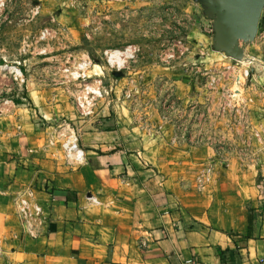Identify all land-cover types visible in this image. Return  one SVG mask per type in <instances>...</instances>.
<instances>
[{"label":"rangeland","instance_id":"obj_1","mask_svg":"<svg viewBox=\"0 0 264 264\" xmlns=\"http://www.w3.org/2000/svg\"><path fill=\"white\" fill-rule=\"evenodd\" d=\"M46 2L0 0V107L13 106V101L36 110L35 133L44 134L42 148L67 126L80 139V122L89 119L79 117L74 95L80 83L69 73L91 60L88 76L103 72L106 81L96 111L102 105L113 116L127 110L131 124L161 142L162 150L173 154L169 148L175 147V157H187L175 167L180 175L190 172L195 193H205L215 175L231 165L264 182V30L245 47L244 58L235 60L216 51L213 20L195 0ZM130 46L137 49L135 59L112 68L104 53ZM27 84L31 91L42 87L47 95H60L57 104L66 106L65 115L44 120L23 100ZM191 147L218 153L191 165Z\"/></svg>","mask_w":264,"mask_h":264},{"label":"crops","instance_id":"obj_2","mask_svg":"<svg viewBox=\"0 0 264 264\" xmlns=\"http://www.w3.org/2000/svg\"><path fill=\"white\" fill-rule=\"evenodd\" d=\"M26 88L23 100L44 120L65 115L60 95ZM11 102L0 107V264H264V182L256 173L231 165L197 194L190 172L185 177L175 167L187 157H175L172 146L166 153L131 124V113L113 116L102 103L80 122L84 161L71 165L42 148L36 110ZM190 150L191 165L218 153ZM28 192L43 209L35 239L17 214L16 202Z\"/></svg>","mask_w":264,"mask_h":264},{"label":"built area","instance_id":"obj_3","mask_svg":"<svg viewBox=\"0 0 264 264\" xmlns=\"http://www.w3.org/2000/svg\"><path fill=\"white\" fill-rule=\"evenodd\" d=\"M123 61L122 68L125 64L133 61L137 54V49L134 46L127 47L123 51H106L104 56L108 64L114 68L119 64L115 61L116 55ZM93 66L91 60L83 61L74 72L69 73L73 79L80 83L79 91L74 95V104L81 119L87 120L95 115L98 102L104 98V89L106 85L105 74L97 72L93 77L88 76L90 69ZM69 72V71H68ZM17 77L21 82H24L23 74L20 71L16 72ZM17 78V79H18ZM50 151H58L53 153L62 155L66 162L71 165L80 164L84 161V151L80 148L79 138L74 129L67 126L56 135L49 138L45 149ZM17 203V211L19 222L23 227V232L32 238H37L39 231L38 227L43 225V209L33 199L32 192H28L21 196Z\"/></svg>","mask_w":264,"mask_h":264},{"label":"water","instance_id":"obj_4","mask_svg":"<svg viewBox=\"0 0 264 264\" xmlns=\"http://www.w3.org/2000/svg\"><path fill=\"white\" fill-rule=\"evenodd\" d=\"M213 20L216 51L242 60L255 42L264 13V0H195Z\"/></svg>","mask_w":264,"mask_h":264},{"label":"trees","instance_id":"obj_5","mask_svg":"<svg viewBox=\"0 0 264 264\" xmlns=\"http://www.w3.org/2000/svg\"><path fill=\"white\" fill-rule=\"evenodd\" d=\"M260 29L261 30H264V16H263V18H262V20H261V23H260ZM162 116V115H161ZM189 139H185V142H187V143H190L189 141H188ZM250 233H251V223H252V221H251V217H250ZM250 236V235H249Z\"/></svg>","mask_w":264,"mask_h":264},{"label":"bare ground","instance_id":"obj_6","mask_svg":"<svg viewBox=\"0 0 264 264\" xmlns=\"http://www.w3.org/2000/svg\"><path fill=\"white\" fill-rule=\"evenodd\" d=\"M115 55H116V59H115V61H116L120 66H122L123 61H122L121 58L118 56V54H115Z\"/></svg>","mask_w":264,"mask_h":264}]
</instances>
